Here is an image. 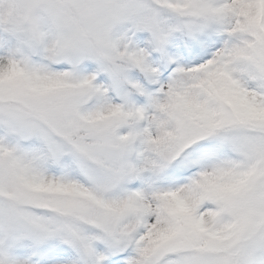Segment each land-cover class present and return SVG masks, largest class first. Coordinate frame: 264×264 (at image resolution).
Segmentation results:
<instances>
[{
	"label": "snow or ice",
	"instance_id": "snow-or-ice-1",
	"mask_svg": "<svg viewBox=\"0 0 264 264\" xmlns=\"http://www.w3.org/2000/svg\"><path fill=\"white\" fill-rule=\"evenodd\" d=\"M0 264H264V0H0Z\"/></svg>",
	"mask_w": 264,
	"mask_h": 264
}]
</instances>
